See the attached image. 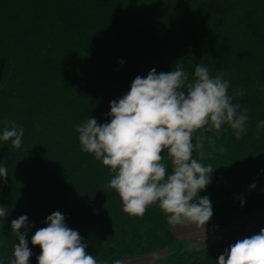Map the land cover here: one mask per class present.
<instances>
[{
    "label": "trees",
    "instance_id": "16d2710c",
    "mask_svg": "<svg viewBox=\"0 0 264 264\" xmlns=\"http://www.w3.org/2000/svg\"><path fill=\"white\" fill-rule=\"evenodd\" d=\"M177 65L189 78L199 65L213 78L223 74L233 103L248 116L239 140L228 125L219 136L194 135L193 143L203 135L204 154L194 151L193 158L214 168L199 193L213 211L205 226L228 230L233 215L247 221L232 230L235 237L196 246L174 234L177 226L158 205L142 217L125 213L107 187L109 168L82 150L76 131L91 118L109 123L110 103L137 76ZM261 121L264 0H0V135L12 122L24 128L20 148L0 140V165L8 169L0 178V205L8 211L0 217V264L13 258L19 240L11 221L21 215L30 225L29 264H38L41 250L31 238L57 211L98 264L145 255L156 256L150 264H217L235 242L264 229L253 222L264 216Z\"/></svg>",
    "mask_w": 264,
    "mask_h": 264
},
{
    "label": "clouds",
    "instance_id": "9594fccd",
    "mask_svg": "<svg viewBox=\"0 0 264 264\" xmlns=\"http://www.w3.org/2000/svg\"><path fill=\"white\" fill-rule=\"evenodd\" d=\"M229 86L223 74L213 78L203 65L195 68L192 78L180 65L168 73L152 69L146 77L137 76L127 94L110 103L109 123L98 124L91 118L76 127L82 150L109 168L107 187L115 190L125 213L142 217L150 206L158 205L169 225L204 228L213 211L210 199L199 193L210 183L214 168L193 158L194 151L203 157L204 137L196 136L195 143L193 138L198 132L215 131L219 136L223 125L234 130L237 140L241 138L247 111L233 103ZM257 128H264V121ZM23 135V126L12 122L0 140L11 141L18 149ZM7 176V167L0 165V178ZM250 187L255 188V183ZM7 215L0 205V217ZM64 221V215L53 212L47 226L32 236V245L41 250L38 264H98L79 232ZM29 228L27 215L11 221V233L19 243L13 245L9 264H29ZM217 264H264V229L235 242Z\"/></svg>",
    "mask_w": 264,
    "mask_h": 264
},
{
    "label": "rangeland",
    "instance_id": "374dc122",
    "mask_svg": "<svg viewBox=\"0 0 264 264\" xmlns=\"http://www.w3.org/2000/svg\"><path fill=\"white\" fill-rule=\"evenodd\" d=\"M231 217H233V218H231ZM231 217H230L231 218L230 221H228V230L218 229V230L214 231L212 229L210 231L211 234H209L208 237H206V236L205 237L204 236H202V237L201 236L200 237H191L192 238V239H190L192 242L191 244L196 246L199 243L200 239L202 240L205 238H212V236L214 237V235L218 236V235H221L223 233L225 234V236L229 234L230 237H233V236L235 237L236 233L235 232L232 233V230L233 231L239 230L240 228L245 227V224L241 223L239 225V223L237 221H235V220H238V221L242 220V217H240L239 215H233ZM233 219L235 222L233 221ZM192 232H195V230L192 229ZM195 238H197L198 240H195ZM187 239H189V238H187ZM162 253H160L158 255H162ZM155 257H156L155 255H145V256H140V257L128 258L125 260H121V264H150L154 260Z\"/></svg>",
    "mask_w": 264,
    "mask_h": 264
},
{
    "label": "crops",
    "instance_id": "0c3cea01",
    "mask_svg": "<svg viewBox=\"0 0 264 264\" xmlns=\"http://www.w3.org/2000/svg\"><path fill=\"white\" fill-rule=\"evenodd\" d=\"M231 218H233V217H231ZM231 218H229L228 219V221H230V219ZM233 221H234V219H233ZM235 221H237L238 223H239V225L241 224V223H244V224H246V220H240V221H238V220H235ZM234 221V222H235ZM254 223H257V224H262V225H264V216H262V217H260V218H257L256 220H254L253 221ZM228 223V222H227ZM192 229H194L195 230V232H192ZM217 230V229H215V228H213V227H206V226H204V228H197V227H195V226H192V225H179V226H177L176 228H175V230H174V234L178 237V238H191V237H202V236H206V237H208L209 236V234H211L210 233V231L211 230ZM225 236V234L223 233V234H221V235H218V236H215L214 235V238H222V237H224ZM213 237V236H212Z\"/></svg>",
    "mask_w": 264,
    "mask_h": 264
}]
</instances>
